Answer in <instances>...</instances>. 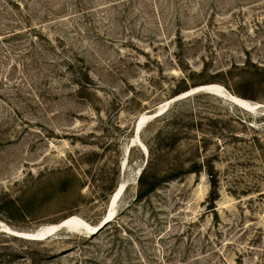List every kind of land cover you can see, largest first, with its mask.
Instances as JSON below:
<instances>
[{
  "label": "rangeland",
  "instance_id": "1",
  "mask_svg": "<svg viewBox=\"0 0 264 264\" xmlns=\"http://www.w3.org/2000/svg\"><path fill=\"white\" fill-rule=\"evenodd\" d=\"M205 83L264 103V0H0V219L96 224L127 182L96 235L0 230V264H264L263 109L198 92L130 141Z\"/></svg>",
  "mask_w": 264,
  "mask_h": 264
},
{
  "label": "bare ground",
  "instance_id": "2",
  "mask_svg": "<svg viewBox=\"0 0 264 264\" xmlns=\"http://www.w3.org/2000/svg\"><path fill=\"white\" fill-rule=\"evenodd\" d=\"M205 87L210 88L212 90V92H210V93L218 95L222 98H225L226 100L240 106L241 108H243L247 111L256 112L260 107H261L260 109H264V107H262L264 105V103H261L259 101H251L249 99L240 97V96L230 92L221 83L198 84L196 86H192L189 89H186L185 91L178 93L180 95L176 94L174 96L184 98V97H187L185 95L190 90L200 89V88H205ZM198 92H203V90H200ZM173 99H174V97L172 96L169 99L161 102L158 105L157 109L153 113H148L147 111H144L138 115V117L135 121L134 127L136 126V122L139 119H140L139 120V123H140L139 126H141V127L139 128V131H137V134H135L132 137V141H133L132 144L139 145L140 147L142 145L145 149V152L147 153L148 150H147L146 145L141 140L140 132H141L143 126L146 124V122L149 121L150 119L154 118L155 113H158V111H161V113H164L165 110L168 109V107H169L170 103L173 101ZM262 112H264V111H262ZM138 134H139V137H138ZM129 145L130 144H128L126 147V152L128 151ZM144 149H142V150H144ZM126 152H125V154H126ZM126 186H127V182L125 180H121L120 182H118L117 187L115 188V190L113 191V193L110 196L107 211L105 212L102 219L99 222H97L96 224L89 223L85 218L79 216L78 214H72V215H69V216L61 219L58 222L41 224V225L37 226L36 228L31 229L33 231L32 233H29L31 230L18 229V228L12 227L0 219V230L8 232V233L16 235V236H19V237H22V238L29 239V240H44L46 238L57 235L60 231L52 232V230L58 227L59 222L64 221V223H66V225H67V228L65 230H62V231H66V232H70V233L95 234L99 231V230L96 231V229L99 227L102 220L110 218V220H109V222H110L111 220L114 219V217L116 215L117 203H118L119 199L121 198V195L125 191ZM110 203H111V206H110ZM31 237H37V238H31Z\"/></svg>",
  "mask_w": 264,
  "mask_h": 264
},
{
  "label": "water",
  "instance_id": "3",
  "mask_svg": "<svg viewBox=\"0 0 264 264\" xmlns=\"http://www.w3.org/2000/svg\"><path fill=\"white\" fill-rule=\"evenodd\" d=\"M200 90H203V92H206V93H210V92H212V90L210 89V88H207V87H205V88H200V89H194V90H190L185 96H190L191 94H195V93H198V91H200ZM177 95H180V94H177ZM174 97V99H173V101L174 100H177V99H179V98H181V97H177V96H173ZM251 101H253V100H251ZM262 107H264V105L262 106ZM261 108V107H260ZM262 111H264V109L262 110ZM264 113V112H263ZM160 114H162L161 113V111H158V113H155V115H154V117H156V116H158V115H160ZM140 120V119H139ZM139 120L136 122V126H135V134H137V131H139V128L141 127V126H139L140 125V123H139ZM138 137H139V134H138ZM133 141L131 140V143H132ZM135 142V141H134ZM133 145V144H132ZM130 147V146H129ZM141 147H142V149H144V147L141 145ZM144 151H145V149H144ZM140 173H141V170L139 171V175H140ZM112 202V201H111ZM110 206H111V203H110ZM109 220H110V218L108 219H104V220H102L101 221V223H100V225H99V227L96 229V231L97 230H101L106 224H108V222H109ZM67 228V225H66V223H64V221H61V222H59L58 223V227L57 228H55V229H53L52 230V232H55V231H62V230H65ZM33 231L31 230L29 233H32ZM35 233V232H34ZM31 238H37V237H31Z\"/></svg>",
  "mask_w": 264,
  "mask_h": 264
},
{
  "label": "trees",
  "instance_id": "4",
  "mask_svg": "<svg viewBox=\"0 0 264 264\" xmlns=\"http://www.w3.org/2000/svg\"><path fill=\"white\" fill-rule=\"evenodd\" d=\"M185 91V90H184ZM140 182L142 183V176L139 178ZM72 215V214H70ZM69 216V215H68ZM67 217V216H66ZM65 218V217H64ZM63 219V218H62ZM60 221V220H59ZM108 224H106L101 230H99L97 233L93 234V235H96L98 234L99 232H101L103 229H105V227H107ZM83 235V234H82ZM92 236V235H91Z\"/></svg>",
  "mask_w": 264,
  "mask_h": 264
}]
</instances>
